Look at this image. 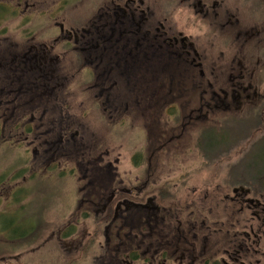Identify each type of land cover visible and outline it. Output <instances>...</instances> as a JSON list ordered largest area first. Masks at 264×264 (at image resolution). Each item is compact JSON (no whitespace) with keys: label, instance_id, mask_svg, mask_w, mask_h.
Listing matches in <instances>:
<instances>
[{"label":"rangeland","instance_id":"1","mask_svg":"<svg viewBox=\"0 0 264 264\" xmlns=\"http://www.w3.org/2000/svg\"><path fill=\"white\" fill-rule=\"evenodd\" d=\"M162 1L155 0L154 7L159 9ZM108 2L0 0V264H117L119 246L110 250L109 258L103 256L106 240L115 247L116 240H131L132 234L134 245L161 239L182 246L191 241L188 233L199 236L194 243L203 247L205 258L231 264L229 256L240 251L248 264H264V223L246 201L254 196L238 197L225 184L231 160L206 166L195 147L201 127H217L225 116L243 114L245 104L255 99L253 89L246 92L249 98L233 100L215 88L212 98L213 89L192 83L197 78L190 71L183 73V63H165L161 56L156 67L167 68L151 73L156 81L152 87L127 85L125 80L132 83L133 76L107 71L105 56L100 58L93 48L65 53L57 49L59 24L79 36L105 32L102 9ZM238 16L235 30H248L251 38L241 35L238 43L243 44L231 50L220 46L206 51L202 69L206 77L211 69L226 80L230 60L239 54L233 65L242 64L243 58L244 73L254 74L252 85L261 81L257 100L264 102V40L254 34L264 30V7L253 8L251 17L240 6ZM201 48L208 49L203 44ZM20 59L45 66L50 82L39 88L29 85L20 72L23 67L9 65ZM17 87L24 95L17 94L7 107V92ZM246 141L236 151H244ZM135 153L142 156L138 167L132 165ZM106 164L114 174L110 180L99 171ZM165 181L171 182L173 200H159L151 193ZM123 189L130 200L151 199L150 204L164 209L162 234L150 239L146 232L137 235V224L122 222L123 209L121 221L98 225L101 202ZM84 212L89 215L84 217Z\"/></svg>","mask_w":264,"mask_h":264},{"label":"flooded vegetation","instance_id":"2","mask_svg":"<svg viewBox=\"0 0 264 264\" xmlns=\"http://www.w3.org/2000/svg\"><path fill=\"white\" fill-rule=\"evenodd\" d=\"M154 6L155 0H117L116 2L110 0L104 10L102 9L104 20L102 23L103 28L102 26L101 28L105 32L101 33L100 28L98 33L82 32L79 36L64 30L63 25L59 24L54 44L57 45L58 50L64 51V53L76 51V49L85 52V49L93 48V50H96L97 56L99 55L100 58L105 56L107 71H115L122 75L126 74L128 78L130 74L133 76L135 80L132 83L128 82L129 79L125 80L127 85L134 83L137 87H152L156 81L151 73L165 71L167 68L165 65L163 66L164 70L156 67V59L161 56L164 58L165 63L175 62L176 65L183 63V73L190 71L194 74L193 78L195 76L197 78L196 81L192 80V83L199 84V86L204 84L206 89H213L209 94L212 98L217 95L215 88L222 91L225 99L230 98L233 100L249 98L250 95L246 92L248 89H253L252 96L255 99L250 103L257 100V88L261 81L258 78V82L256 81L255 85H252L250 78L254 74L251 75V72L248 71L244 73L243 58L240 57L242 64L239 62L238 65H235L236 67L233 65V60L239 57V54L234 53L233 58L230 60L231 64L228 67L231 75L226 80H219L216 75L217 70L211 69H208L209 75L206 77L202 67L206 62V51L220 46L231 50L243 44L238 43L241 35L251 38L253 34L249 35L248 30H235L239 23L238 10L240 6H244L252 17L253 8L257 11L259 8L264 7V0H258L255 3H253V0H163L159 9ZM263 31L254 33L259 41L264 40ZM222 34H224L223 37ZM201 44L206 45L208 49L203 48V50ZM244 48H240V53L244 51ZM83 61L84 66L91 69L90 63L88 65L85 59ZM236 68L237 70H235ZM91 71L93 70L91 69ZM218 75L220 74L218 73ZM223 86L229 90H223ZM250 103L245 105L248 106ZM123 191L130 195L128 190L123 189ZM232 191L238 197L251 195L249 192H240V189H233ZM114 197L115 194L110 200L112 201ZM261 198H264V194H258L246 199V201L253 205L255 215L258 216L259 222L263 224L264 215L261 213H264V201L261 203ZM150 200L147 199L143 203L122 198L116 202L115 211L119 212L120 209L127 211L133 207H139L141 210H147L146 208H148L152 213H163L164 215V209H159L155 204H150ZM105 209L106 204L102 207V214ZM106 230L107 226L105 227ZM189 232L191 231L189 230ZM188 236L191 241L186 239L182 242V246L172 245L169 242H148V244L138 242L128 250L127 256H121L119 262L116 260V263H227L215 257L205 258L203 247L194 243L199 236L191 233H188ZM248 236L246 234V238ZM110 244L111 241L106 240L104 257L109 258L108 256L113 255L110 252L112 248L116 249L119 245H124V243L117 242L114 245L115 247H110ZM130 254H135V257H130ZM233 254L234 256L228 258L231 264H248L246 262L248 257H244L240 251H234ZM105 264H107L106 261Z\"/></svg>","mask_w":264,"mask_h":264},{"label":"trees","instance_id":"3","mask_svg":"<svg viewBox=\"0 0 264 264\" xmlns=\"http://www.w3.org/2000/svg\"><path fill=\"white\" fill-rule=\"evenodd\" d=\"M162 60L164 61V58H162ZM32 64L33 65L29 64V62L27 63V61H23L22 59H20L19 62L9 65L12 68H15L17 66H21V68L23 67V71L20 72L22 75H26L27 83L33 88H39L40 86H44L46 83L50 82L49 75L44 74L45 66L39 67L38 63L34 62H32ZM162 66H164V64ZM11 72L15 74L14 69L13 71L11 70ZM19 88L20 87L14 89L10 88V90L7 92L9 93L8 96H11V99L8 98L9 103L8 105H6L7 107H11L10 102L13 101L15 97H17V94L20 93V95H24V89ZM1 94L2 91L0 89V98H3ZM35 106L42 107L41 102H36ZM172 108H174L173 111H175L172 113L174 117V115H176V109L174 106H172ZM261 129L263 131L262 134L259 135L255 140H253V136H257L256 133ZM26 131H31L29 126ZM245 140H247L246 142L250 140L246 149L242 152L240 150L241 148L239 149V151H236L237 146L242 147ZM195 147L198 149L206 166H210L214 163H219L224 160H231V163L229 162L226 167L227 176L229 179L225 181V184L232 190L243 189L248 191L253 196L264 194V102L260 101V99L256 100L254 103H250L246 107V111L240 116H225L224 118H222L219 126L217 127L211 125L201 127L198 132V137H196ZM235 152H241L242 155L237 160L233 159ZM141 158V153L133 154L132 165L134 167H138L140 165ZM111 170L112 167L109 164L99 167V171L102 172L104 177L108 180L114 177V174L111 173ZM171 187V182L165 181L160 186L151 190V193L156 194L159 200H173L175 198V194L173 192H170ZM110 193L113 192L111 191ZM129 196L130 195H127L123 190H121L115 194V197L112 201L108 198V200L105 199L106 202L105 200L104 203L101 202L102 207L104 204H106V209L105 212H103V214L99 216L98 225H101L102 223L104 225H110L111 222L112 224H114L116 220L121 221L120 214L118 211H115L114 206L117 201ZM146 211L147 212H143V210H141L139 207H133L130 210L124 211V219L122 220V222L128 221V223L132 222V225L137 224V235L146 232L147 239H150L154 235L162 234L164 230V215H162L161 213H152L148 210ZM88 215V212L83 213L84 217H87ZM133 216H135L136 220L139 223H137L136 220L133 221L135 219ZM123 225L124 223L122 224V227ZM152 225L153 228H151ZM158 226L160 228L159 232H154L152 235V230L157 231ZM131 233L132 232H128V238ZM130 237L131 240L125 239L123 242H120V240H116V242L124 243V245H119L120 256H127L128 250L133 247L136 239L132 234ZM143 242H146V240H143ZM147 242L155 241L147 240ZM157 243H161V239H157ZM171 244L176 245L175 243ZM130 257H135V254H130Z\"/></svg>","mask_w":264,"mask_h":264}]
</instances>
